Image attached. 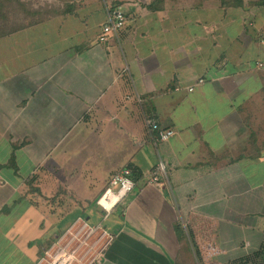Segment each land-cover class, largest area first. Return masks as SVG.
Listing matches in <instances>:
<instances>
[{
	"label": "crops",
	"instance_id": "0c3cea01",
	"mask_svg": "<svg viewBox=\"0 0 264 264\" xmlns=\"http://www.w3.org/2000/svg\"><path fill=\"white\" fill-rule=\"evenodd\" d=\"M119 7L125 26L101 41ZM150 115L175 135L158 141ZM124 167L139 179L103 264L257 256L264 0H0V264H38L98 221L91 200Z\"/></svg>",
	"mask_w": 264,
	"mask_h": 264
},
{
	"label": "built area",
	"instance_id": "2783aa9c",
	"mask_svg": "<svg viewBox=\"0 0 264 264\" xmlns=\"http://www.w3.org/2000/svg\"><path fill=\"white\" fill-rule=\"evenodd\" d=\"M126 24V15L121 7L110 14L103 25L101 41L109 35L118 33ZM200 79L198 83H202ZM190 91L194 87L189 88ZM147 124L158 141H167L175 135L173 129L163 128L154 115H150ZM134 169L124 167L116 171L98 199L100 219L89 221L81 216L55 243L45 251L38 264H103L109 247L117 234L108 226V222L117 207L122 204L137 187ZM166 166L160 162L150 169L145 179L147 184L162 185V175L166 173Z\"/></svg>",
	"mask_w": 264,
	"mask_h": 264
},
{
	"label": "trees",
	"instance_id": "16d2710c",
	"mask_svg": "<svg viewBox=\"0 0 264 264\" xmlns=\"http://www.w3.org/2000/svg\"><path fill=\"white\" fill-rule=\"evenodd\" d=\"M134 171V170H133ZM134 177H135V179L138 181V176H136L135 175V172H134ZM138 178V179H137ZM257 255V256H256ZM262 255H264V245H263V247H262V249L261 250H259L258 252H256V254H255V258L254 259H249V258H245V259H242V260H240L239 262H238V264H263V263H261L262 261H261V258H262V260L264 261V256L262 257ZM259 260V261H258ZM256 261V262H255ZM255 262V263H254Z\"/></svg>",
	"mask_w": 264,
	"mask_h": 264
},
{
	"label": "rangeland",
	"instance_id": "374dc122",
	"mask_svg": "<svg viewBox=\"0 0 264 264\" xmlns=\"http://www.w3.org/2000/svg\"><path fill=\"white\" fill-rule=\"evenodd\" d=\"M107 186V185H106ZM105 189V188H104ZM80 192H84V190L83 189H81L80 190ZM103 192V191H102ZM101 195V194H100ZM99 195V196H100ZM99 196H97V197H95L93 200H91L92 202H91V205H92V207L93 208H95V209H97L98 208V206H97V203H98V199H99ZM77 198L78 197H75V196H71V197H69V201H68V203H75L76 201H77ZM66 208V207H65ZM69 209V208H68ZM116 211V210H115ZM111 221V220H110ZM261 263H263L264 264V261L262 260V262ZM195 264H203L202 263V261H200L199 259L198 260H196V262H195ZM233 264H238V263H233ZM242 264V263H241Z\"/></svg>",
	"mask_w": 264,
	"mask_h": 264
}]
</instances>
